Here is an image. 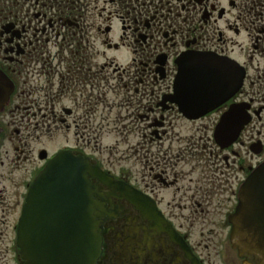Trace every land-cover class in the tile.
<instances>
[{
    "label": "flooded vegetation",
    "instance_id": "af4514ba",
    "mask_svg": "<svg viewBox=\"0 0 264 264\" xmlns=\"http://www.w3.org/2000/svg\"><path fill=\"white\" fill-rule=\"evenodd\" d=\"M184 54L233 61L240 89L186 114ZM2 75L0 264H23L26 194L64 152L99 173L94 264H264L230 221L264 161V0H0V102Z\"/></svg>",
    "mask_w": 264,
    "mask_h": 264
},
{
    "label": "water",
    "instance_id": "95a60500",
    "mask_svg": "<svg viewBox=\"0 0 264 264\" xmlns=\"http://www.w3.org/2000/svg\"><path fill=\"white\" fill-rule=\"evenodd\" d=\"M177 66L176 103L190 115L227 101L243 80L234 63L207 54H184ZM4 80L0 105L7 99ZM98 174L68 153L52 159L39 173L18 224L17 245L24 264H94L100 251L95 221L99 207L89 194V178H99ZM238 199L230 218L232 237L245 251L264 258V162L243 183Z\"/></svg>",
    "mask_w": 264,
    "mask_h": 264
},
{
    "label": "rangeland",
    "instance_id": "374dc122",
    "mask_svg": "<svg viewBox=\"0 0 264 264\" xmlns=\"http://www.w3.org/2000/svg\"><path fill=\"white\" fill-rule=\"evenodd\" d=\"M184 133H185V132H184ZM114 140H115V138H111V139L105 140V143L108 144V145L110 146V144L112 145V144L114 143ZM130 145H131V144H130ZM120 148L123 149V150H126V149H127V147L124 146V145H122ZM121 149H120V150H121ZM115 156L117 157L118 155H115ZM104 157H107V155H105ZM131 160H136V159H134L133 157H131ZM131 163H132V162L129 163V167H128V169H129V171L132 173V175H133L134 177L138 178V177H139L138 175H139V173L141 172L140 164L135 165V164H131ZM8 264H11V263L8 262Z\"/></svg>",
    "mask_w": 264,
    "mask_h": 264
}]
</instances>
